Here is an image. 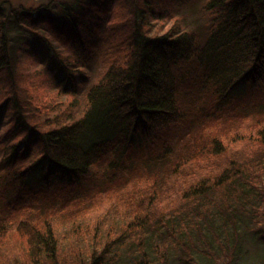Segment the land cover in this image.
I'll return each mask as SVG.
<instances>
[{
	"label": "trees",
	"instance_id": "1",
	"mask_svg": "<svg viewBox=\"0 0 264 264\" xmlns=\"http://www.w3.org/2000/svg\"><path fill=\"white\" fill-rule=\"evenodd\" d=\"M192 2L0 0V264H264V0Z\"/></svg>",
	"mask_w": 264,
	"mask_h": 264
},
{
	"label": "rangeland",
	"instance_id": "2",
	"mask_svg": "<svg viewBox=\"0 0 264 264\" xmlns=\"http://www.w3.org/2000/svg\"><path fill=\"white\" fill-rule=\"evenodd\" d=\"M9 1L13 4V6L14 5H20V4L26 5V6H31V5L37 6L42 2H44V3L47 2L48 0H9ZM197 3H198V0H193V2L191 4H189L185 9L186 14L188 16H190V18L193 21H195V19H197L199 16V13L196 10H194L195 9L194 4H197ZM197 21H198V19H197ZM247 249H248V253H246L245 257L248 260V263H250V262H252L251 258H254L256 256L254 244L249 243V245L247 246Z\"/></svg>",
	"mask_w": 264,
	"mask_h": 264
}]
</instances>
